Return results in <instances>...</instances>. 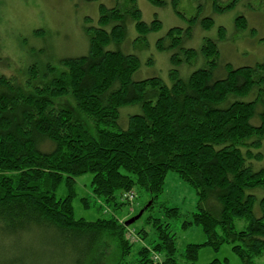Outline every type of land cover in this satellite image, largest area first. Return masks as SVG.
Masks as SVG:
<instances>
[{"label": "trees", "instance_id": "obj_1", "mask_svg": "<svg viewBox=\"0 0 264 264\" xmlns=\"http://www.w3.org/2000/svg\"><path fill=\"white\" fill-rule=\"evenodd\" d=\"M113 2L112 7L101 5L99 25L88 28L86 55L62 59L60 69L32 65L21 82L0 75V245L41 232L50 233L40 241L42 252L48 249L65 264H90L97 251L103 257L109 253L113 264H197L201 248L219 250L228 243L243 264H255L254 258L264 257V197L258 201L251 193L264 189V170L254 171L251 165L262 159L253 150L264 140V64H227L226 76L216 78L220 52L216 42L207 40L200 51L183 49V60L172 56L170 86L156 77L135 81L139 57L110 47L126 41L130 21L142 40L160 31L162 23H145L136 0ZM234 5L222 8L214 2L213 9L224 12ZM212 25V19L203 20L204 29ZM181 34L182 29H171V45L160 39L158 48L178 49ZM199 57L206 66L182 79L177 67ZM255 94L251 102L240 100ZM129 106H138L141 114L127 117L123 128L121 109ZM82 115L91 120L92 130ZM46 141L52 150L41 149ZM170 172L196 191L198 213L183 228L201 227L208 238L204 245L178 252L176 235L165 222L179 218L178 208L165 207L164 219H146L156 239L137 251L128 239L135 233H128L120 219L87 222L74 217L79 177L93 175V196L106 207H132L137 192H145L144 215L164 193ZM62 185L67 196L58 199ZM210 201L213 208H208ZM256 204L260 218L254 215ZM84 205L91 206L87 199ZM236 220L247 222L244 230H236ZM136 233L146 239L144 229ZM6 252L0 247V264H28L29 255L36 256L27 250L8 258Z\"/></svg>", "mask_w": 264, "mask_h": 264}, {"label": "rangeland", "instance_id": "obj_2", "mask_svg": "<svg viewBox=\"0 0 264 264\" xmlns=\"http://www.w3.org/2000/svg\"><path fill=\"white\" fill-rule=\"evenodd\" d=\"M114 0H0V75L12 78L14 81H23L26 70L36 65L39 68L53 66L61 68L60 61L65 58H73L86 55L89 50L88 28L99 25L100 7L106 5L112 7ZM165 5L154 6L148 0H136L137 6L142 13V20L151 23L158 19L162 23V29L149 34L145 40L140 39L136 30L135 22L130 21L127 26L126 41L120 46H112L110 49H120L124 53L139 57L141 68L134 76L135 81L150 78H160L167 85H171L170 73L174 69L171 58L174 54L180 60L185 59L184 50L193 49L200 51L207 40L217 43L219 59L215 70L216 78L226 76V65L234 68L253 67L264 64V0H162ZM174 2H176L174 6ZM214 2L220 7L235 5L227 11H214ZM216 4V3H215ZM212 19L213 25L209 30L203 28L205 19ZM243 18L245 22H241ZM241 22V23H240ZM173 28L182 29V43L178 49L161 51L158 41L165 40V45L170 46L171 41L167 38L168 32ZM221 29H224L221 32ZM221 33L224 34L223 39ZM184 49V50H183ZM200 57L188 63H182L177 70L182 79L205 67ZM255 96H247L240 99L251 102ZM69 101V100H68ZM60 104L65 103L63 100ZM70 102V101H69ZM72 103V102H71ZM73 104V103H72ZM141 114L138 106H129L121 109V126L126 128L127 117ZM85 127L93 128L91 120L82 115ZM252 124L259 125L254 119ZM50 142L41 145L43 151L52 150ZM261 153L260 161H252L254 171L264 170V140L262 145L253 150ZM93 175L87 174L76 179L77 196L73 201L74 217L77 220L95 222L99 219L115 217L122 223L137 217L148 202V195L137 192V200L132 207L124 206L120 209L106 207L105 204L93 196L91 182ZM164 193L158 199L154 209L144 214L133 225L129 226L128 233L135 236L128 237L135 245L137 251L141 247H149L155 238L152 227L146 226L145 221L149 216L164 219V208H178V219L166 220L171 225L172 232L176 235L178 252L183 253L188 245H204L208 238L199 226L192 225L183 228L186 221L192 220V216L198 213V196L196 191L185 183L177 173L170 172L166 178ZM258 201L264 197V189L251 191ZM67 196V189L62 185L57 191V198ZM84 199L89 200L90 208L84 205ZM215 204L210 201L208 208ZM206 209H208L205 206ZM144 213V212H143ZM256 218L261 217L258 204L254 208ZM126 226V225H125ZM247 226L244 220H236L237 231H242ZM144 229L146 239L137 235L136 231ZM47 235H50L47 234ZM46 234H23L18 239L7 240L4 247L7 250L5 257L24 255L31 250L36 256L26 255L28 264H58L64 259L53 258L48 249L42 252L40 242L46 240ZM19 246V251H14ZM12 247V253L9 251ZM232 245L225 243L219 250L211 246L200 249L197 264H209L214 260L227 261V264H243L242 260L232 251ZM135 251V252H136ZM68 252V251H67ZM19 253V254H18ZM95 252L90 264H111L112 257L100 256ZM103 254V253H102ZM47 257V258H46ZM70 258V253L67 255ZM160 261V257H156ZM63 260V261H62ZM255 264H264V257L254 258ZM113 264V263H112Z\"/></svg>", "mask_w": 264, "mask_h": 264}, {"label": "water", "instance_id": "obj_3", "mask_svg": "<svg viewBox=\"0 0 264 264\" xmlns=\"http://www.w3.org/2000/svg\"><path fill=\"white\" fill-rule=\"evenodd\" d=\"M143 212L144 211H142L137 217L127 221V223L125 224L126 227H129V226L133 225L136 221H138L143 216Z\"/></svg>", "mask_w": 264, "mask_h": 264}]
</instances>
